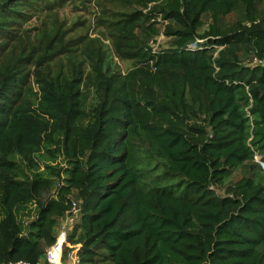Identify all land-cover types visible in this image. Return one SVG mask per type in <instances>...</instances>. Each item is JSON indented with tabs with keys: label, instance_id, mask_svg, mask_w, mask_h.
Here are the masks:
<instances>
[{
	"label": "trees",
	"instance_id": "obj_1",
	"mask_svg": "<svg viewBox=\"0 0 264 264\" xmlns=\"http://www.w3.org/2000/svg\"><path fill=\"white\" fill-rule=\"evenodd\" d=\"M38 1L0 0V264H48L72 201L62 253L78 264H264V64L251 65L264 57V0H167L153 10L171 48L127 44L140 65L124 77L98 52L93 81L76 64L51 70L61 36L13 42Z\"/></svg>",
	"mask_w": 264,
	"mask_h": 264
},
{
	"label": "rangeland",
	"instance_id": "obj_2",
	"mask_svg": "<svg viewBox=\"0 0 264 264\" xmlns=\"http://www.w3.org/2000/svg\"><path fill=\"white\" fill-rule=\"evenodd\" d=\"M167 0H39L37 8L25 10L22 16L24 21L19 26L20 33H17L15 40H24V32L32 44L36 43V38L40 32L46 34L54 33L61 36L63 44L62 54L51 64L52 71L71 70V65L81 66L86 75L93 81L91 70V58L96 53H101L104 64L109 66L111 71L124 77L129 71L140 65L139 56H132L127 48V44H142L145 50L150 53L167 50L171 48V38L164 35V27L168 21H164L157 10L162 7ZM261 9L264 10V4ZM140 13L139 20L131 19L130 15ZM243 11L237 7L231 14L222 17L220 23L223 29L233 27L242 20ZM212 19H204V24L198 29L202 34L208 30V24ZM214 23V22H213ZM154 25L152 28L158 33L154 34L146 27ZM17 38V39H16ZM152 40V44L149 41ZM126 46V48H124ZM154 54V53H153ZM249 63L247 60L245 64ZM253 65V64H251ZM30 86L33 92H38L34 82V67L28 65ZM84 101L86 105L94 103V93L91 83L85 81L83 84ZM255 163L259 164L264 172V163L260 156L254 157ZM57 163L64 167L65 163L60 157ZM52 165L51 162L47 163ZM44 165L43 163L41 164ZM42 169V168H41ZM243 175V170H236L226 181L225 186L235 182ZM55 187L51 190L49 197L56 192V187L60 181H55ZM218 195L225 194V188L215 187ZM1 216V213H0ZM74 221V216L72 217ZM29 217H24V222H28ZM62 221L57 227V236L68 235L69 229L61 228Z\"/></svg>",
	"mask_w": 264,
	"mask_h": 264
},
{
	"label": "built area",
	"instance_id": "obj_3",
	"mask_svg": "<svg viewBox=\"0 0 264 264\" xmlns=\"http://www.w3.org/2000/svg\"><path fill=\"white\" fill-rule=\"evenodd\" d=\"M152 42L153 41L150 40L149 44H152ZM201 42H202L201 40H198L195 43L189 45L188 48L195 50L197 49V44ZM153 53H156V52L153 51ZM252 64L253 65H263L264 57L262 60H258L254 58L252 61ZM31 207L33 208L34 205H32ZM77 210H78L77 203L75 201H72L70 204V209L68 211L69 215L75 214ZM69 215H67L66 218L62 220L63 224L60 225L62 229H65L66 227H68L70 223L73 222L72 217ZM61 237L62 236H57V243L50 250H48V253L46 255L48 264H78V257L73 256L71 253H68L65 257L63 256L62 247L66 240V236L63 235V238ZM8 264H30V263L24 260H17V261L9 262Z\"/></svg>",
	"mask_w": 264,
	"mask_h": 264
}]
</instances>
